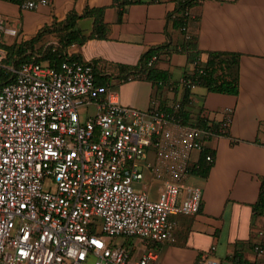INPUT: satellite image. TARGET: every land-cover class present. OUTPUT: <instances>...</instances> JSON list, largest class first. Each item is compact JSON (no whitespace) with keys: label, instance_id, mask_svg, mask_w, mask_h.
<instances>
[{"label":"built area","instance_id":"2783aa9c","mask_svg":"<svg viewBox=\"0 0 264 264\" xmlns=\"http://www.w3.org/2000/svg\"><path fill=\"white\" fill-rule=\"evenodd\" d=\"M12 1L32 10L51 3ZM18 33L0 12V43ZM6 56L0 45V74L14 76L0 89V264H157L154 250L136 257L113 239L175 240L172 216L201 209L203 188L189 182V167L208 130L185 123L180 102L170 109L153 102L148 110L123 104L111 86L97 84L90 63L15 67ZM191 74L183 87L197 85ZM89 106L97 111L85 114ZM151 149L155 161L144 181L141 161ZM255 250L264 252L261 244Z\"/></svg>","mask_w":264,"mask_h":264},{"label":"crops","instance_id":"0c3cea01","mask_svg":"<svg viewBox=\"0 0 264 264\" xmlns=\"http://www.w3.org/2000/svg\"><path fill=\"white\" fill-rule=\"evenodd\" d=\"M177 2L132 0L120 6L114 0H51L32 10L12 0H0V12L19 28L13 41L19 42L32 38L55 19L64 20L72 10L82 13L88 7H105L107 37L73 44L72 51L87 62L95 61L102 74L114 77L120 73V65H135L150 48L168 44L165 50L169 53L163 50L155 63L170 73L171 85L163 89L161 96L153 82L144 78L124 82L114 78L117 85H110L123 104L148 110L153 102L162 107L165 99L169 106L185 99L181 79L195 68L186 53L174 51L184 39L169 19ZM188 18V36H193L204 52L202 62L209 51L240 55L239 66L233 67V74L239 76V92H215L203 85L190 88L185 99L189 113H202L209 124H219L206 128L208 134L203 138V144L215 152L208 175H189L190 183L203 188L201 209L194 215L172 216L175 240L129 239L128 247L136 257L146 249L154 250L157 264H202L205 259L241 264L233 259L235 253L242 255L247 264H264V252L258 256L255 250L257 244L264 249V216L253 209L264 180V0H196ZM94 20L91 16L80 18L77 27L88 35ZM228 108L232 110L231 123L222 131L220 125ZM96 111V106H89L84 112ZM201 155V150L193 151L191 164L198 163ZM154 185L156 198L158 184ZM256 226L259 231L252 238Z\"/></svg>","mask_w":264,"mask_h":264},{"label":"trees","instance_id":"16d2710c","mask_svg":"<svg viewBox=\"0 0 264 264\" xmlns=\"http://www.w3.org/2000/svg\"><path fill=\"white\" fill-rule=\"evenodd\" d=\"M132 0H114V4L124 6L130 3ZM196 0H178L175 11L169 15V19L173 25L180 29L184 35L182 43L177 45L174 51H181L186 53L189 62L194 63L204 53L198 46L193 36H188V17L191 6ZM105 7H93L86 8L82 13L72 10L68 13L64 20H54L51 24L45 25L41 28L35 36L30 39H21L19 42L6 43L5 40H1L0 45L7 50V56L4 59L6 64H12L15 67H19L22 63L29 61H36L40 63H46L50 66L60 67L65 61H79L82 63H90L94 68V75L98 85L104 86H116L117 82L113 79L116 78L118 82H124L136 78H144L153 82L156 87L157 95H162L164 88H169L170 73L167 70L159 69L155 66V63L159 59L161 52L165 50L169 45L162 47H153L142 54L139 62L135 65H120V73L118 75L111 76L108 74H102L97 68L95 61H85L81 54L73 52L72 47L75 45H83L87 40L91 38H106L108 32V25L104 21ZM91 16L94 17V28L90 34H85L81 29L77 27V22L80 18ZM53 35V40H49L41 46L37 47V43L46 35ZM172 51V50H171ZM169 53V51H168ZM156 59L152 61L153 57ZM238 53L234 52H220L209 51L208 58L203 62L202 67L196 66L194 74H191L192 78L197 82V85L206 86L210 91L237 94L239 92V76L238 73L233 74V67L239 66ZM238 72V71H237ZM188 73L184 76H187ZM14 76L12 73L3 71L0 74V89L1 87L12 81ZM186 97L190 94V88L185 87ZM185 97V99H186ZM185 99L180 102L182 106L181 115L185 123L200 124L204 128H210L218 126V123L209 124V120L206 115L198 113L196 116H192L185 106ZM167 100V99H165ZM163 100L161 106L164 109H170L171 106L166 104ZM216 132L220 133L219 129ZM202 155L198 163L191 164L189 167V174H196L198 176L206 177L212 167L213 161L207 159L208 155L214 156V151L207 148L203 144L201 149ZM254 213L264 216V180L261 187V192L258 201L253 204ZM233 259L237 263L247 264L242 255L238 253L234 255Z\"/></svg>","mask_w":264,"mask_h":264},{"label":"rangeland","instance_id":"374dc122","mask_svg":"<svg viewBox=\"0 0 264 264\" xmlns=\"http://www.w3.org/2000/svg\"><path fill=\"white\" fill-rule=\"evenodd\" d=\"M10 20H11V18H9ZM5 39V42L6 43H10V42H13L15 39V36H10V35H6L5 37H4ZM49 40H53V35L51 34V35H46V36H44L41 40H40V43H37V47H39V46H41V44H44V43H46L47 41H49ZM82 115H83V112H82ZM154 161H155V153H154V150H149V152H148V159L147 160H143V161H141V164H144L145 165V168H144V172H145V179H144V181H148L149 180V178H150V168H149V166L148 165H153L154 164ZM154 188H155V185L154 186H152V193H151V196L154 198L155 197V193H153L154 192ZM255 231H254V234H253V236H252V238H254L255 237V232L256 231H259V230H257L258 229V227L256 226L255 228H253ZM129 239H132L133 241L135 240H138V237H131V238H129V237H127V236H117V237H115L114 239H113V242H112V244L113 245H115V246H120V245H127V246H129ZM158 250V249H157ZM85 264H91V262L90 261H88L87 263H85Z\"/></svg>","mask_w":264,"mask_h":264}]
</instances>
